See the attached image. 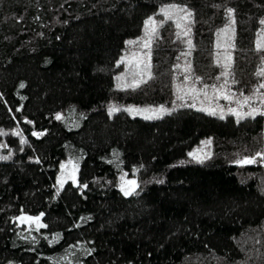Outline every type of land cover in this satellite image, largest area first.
Listing matches in <instances>:
<instances>
[{"label":"trees","instance_id":"16d2710c","mask_svg":"<svg viewBox=\"0 0 264 264\" xmlns=\"http://www.w3.org/2000/svg\"><path fill=\"white\" fill-rule=\"evenodd\" d=\"M170 4L192 12L191 32L178 39L164 22L149 61L127 42ZM229 8L230 41L217 35ZM261 19L264 0H0V156L9 157L0 159V264H264V162L235 163L264 154V116L237 122L227 112L237 105L213 92L231 44L228 90L253 95ZM141 57L151 79L133 90L135 69L117 65ZM193 86L207 98L177 99L178 87ZM160 105L170 114L159 119L123 111ZM110 106L122 110L110 116ZM202 148L210 156L197 163L189 153ZM64 161L76 181L59 188ZM125 173L138 185L130 196L119 190Z\"/></svg>","mask_w":264,"mask_h":264},{"label":"snow or ice","instance_id":"6c2138e0","mask_svg":"<svg viewBox=\"0 0 264 264\" xmlns=\"http://www.w3.org/2000/svg\"><path fill=\"white\" fill-rule=\"evenodd\" d=\"M158 15L163 17V21H157L153 17H149L144 21V32L145 35L141 40L138 41H128V45L132 44H138L143 49L148 50L145 52V55L148 56V60L150 61V49L152 47V43L154 38L157 37L158 30L160 27L163 26L164 22L172 21L176 28L178 29L176 36L178 39L182 37H188L191 32V23H192V12L188 10L187 8L180 7L176 4H170L166 7H162L159 10ZM227 18L229 21V26L222 29L220 33H217L218 36H225L229 41L232 39V36L228 35L229 33L234 32V25H235V19H234V10L229 8L227 9ZM261 25H264V19H261L259 21ZM257 40L255 43V51L257 53H264V31L259 32L257 34ZM188 51L182 53L184 56H190L191 51L193 49V44L191 39L186 40ZM223 47L220 43L217 44V48L220 49ZM233 47V45L229 44L227 47L224 48V54H223V60L218 59V66L223 68V71L221 73V77L224 78V83L220 84L217 88L216 86H213V92H214V99H223L227 101L229 104H236L237 107H231L227 109L228 114L234 116L237 118V122L240 120L246 119V118H255L257 115L264 116V94H262V90H264V56H261V66L258 69V71L255 73V75L260 78V82L258 86L254 89L252 96H244L241 94V98L239 99H233L234 94L231 93L228 88V78L232 75V63H233V57L230 52H228L227 48ZM139 54L134 53L133 56H137ZM125 64L127 68H134L135 71L132 72L133 79L130 83L126 85V87L131 89H136L141 86L142 83H145L146 80L144 79L147 77L148 79H151V64L150 62H146L142 57L139 59H136L133 63L130 60H127L126 58H121L120 61H118V65ZM177 68H180V65H176ZM183 72L185 73V85H187V82L190 78H192L191 74L193 72L191 62L189 61L187 65L183 68ZM137 77H139L137 79ZM221 77H217L219 80ZM117 81L122 80L123 78L120 76L116 77ZM200 81L199 77H195L194 83H198ZM234 82V81H233ZM24 85L22 84L21 87ZM207 86H205L206 88ZM183 92L184 95H180V93ZM199 95H204L205 98H207V92L205 89L197 90L194 86L193 87H178L177 88V99L184 100V96H192L193 98H196ZM258 100V103L260 107L256 106V102ZM195 106V105H191ZM244 109H247V111H244ZM122 109L117 108L115 106L109 107V115H114L116 112L121 111ZM174 110V109H173ZM200 111H205L204 108H199ZM19 111V109H17ZM123 111H127L130 114H143L144 119H159L163 115L170 114L169 110L164 108L163 106H160L158 108H146V109H137V108H125ZM210 115H216L215 109H212L209 111ZM57 119H60L61 117L58 115L56 117ZM220 119H224L223 110H221V114L219 116ZM3 134V133H0ZM14 135H20L19 132L13 133ZM33 135L39 137L42 135V133H33ZM20 142L26 143V141L21 137ZM211 140L204 141L203 144L205 147L211 146ZM200 153H203V155H200ZM210 156V153L204 152L203 148L198 149L197 151L190 152L189 157L196 161L197 163H203L205 158H208ZM0 159L7 160L9 159L8 156H0ZM258 162H264V154L257 153L256 156L253 157H246L243 159H238L235 161V163L243 167L245 165L255 164ZM69 164H71V161H69ZM67 165H61V169H65ZM121 180L123 181V184L121 186V191L124 193L125 196L132 195L136 188L138 187L137 182L135 180H125L124 177H121ZM58 183L60 186H63V179L59 180ZM73 183H75V180L73 179ZM42 215V214H41ZM21 221L29 222L30 224H34L39 230L40 228H44L46 225L40 222V217H29V216H23L20 218ZM90 254V253H89Z\"/></svg>","mask_w":264,"mask_h":264},{"label":"rangeland","instance_id":"374dc122","mask_svg":"<svg viewBox=\"0 0 264 264\" xmlns=\"http://www.w3.org/2000/svg\"><path fill=\"white\" fill-rule=\"evenodd\" d=\"M161 106V105H160ZM160 106H157V107H136V106H130V107H125V108H137V109H146V108H158ZM166 109H168V107H164ZM169 110V109H168ZM132 116H135V117H138V118H141V119H144L143 118V114H131ZM145 120H151V119H145ZM61 165H67V167L65 169H61L60 168V172L58 174V178H57V185L58 187L60 188V184L58 183L59 180L63 179L64 183L67 182V181H72L73 182V179L76 181V172H77V168L76 166L71 163L69 164V161H64L62 162ZM121 177H124L125 180H135L134 176H131V175H128V174H122L120 176V179H119V190L121 191V186L123 184V181L121 180ZM63 183V184H64ZM122 192V191H121ZM123 193V192H122ZM124 194V193H123ZM23 217V216H22ZM21 218V217H20ZM19 218V221L27 226H30V223L29 222H26V221H21V219Z\"/></svg>","mask_w":264,"mask_h":264}]
</instances>
